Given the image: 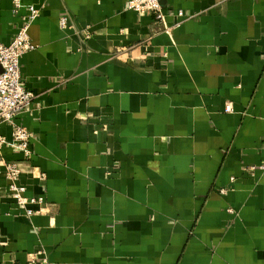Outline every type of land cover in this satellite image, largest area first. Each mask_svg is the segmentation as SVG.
Returning <instances> with one entry per match:
<instances>
[{
	"label": "crops",
	"instance_id": "obj_1",
	"mask_svg": "<svg viewBox=\"0 0 264 264\" xmlns=\"http://www.w3.org/2000/svg\"><path fill=\"white\" fill-rule=\"evenodd\" d=\"M21 3L0 0V42L39 9L15 118L32 155L1 152L43 202L17 204L0 166V264H264V0H160L164 22Z\"/></svg>",
	"mask_w": 264,
	"mask_h": 264
},
{
	"label": "built area",
	"instance_id": "obj_2",
	"mask_svg": "<svg viewBox=\"0 0 264 264\" xmlns=\"http://www.w3.org/2000/svg\"><path fill=\"white\" fill-rule=\"evenodd\" d=\"M13 2L17 9L23 6L21 0H13ZM124 2L127 9L137 13H150L156 21L164 22L160 0H124ZM26 8L27 14L23 17V24L18 28L11 41L7 44L0 42V126L6 123L11 127L9 138L0 132V166L4 169L10 196L23 207L28 203L40 204L43 202V198L25 195L26 187L18 183L20 168L17 162L5 159L1 150L7 146L19 151L25 160H29L32 155L30 148L31 131L24 125L15 122V118L20 113L29 109L34 98V93L22 83L20 57L36 48L29 37L28 28L32 20L38 16L39 9L33 5H28ZM177 14L182 15V11H178ZM69 24L70 19L67 14L59 17L58 25L61 29L68 27ZM85 37L88 38L89 34L86 33ZM229 110L231 107L226 104L225 111ZM263 167L261 166V168ZM40 176L43 177L44 174L40 173ZM35 212L38 210L24 208L26 216H31Z\"/></svg>",
	"mask_w": 264,
	"mask_h": 264
}]
</instances>
